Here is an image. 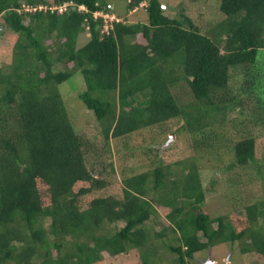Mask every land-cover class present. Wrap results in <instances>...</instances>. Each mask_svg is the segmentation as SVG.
Listing matches in <instances>:
<instances>
[{
    "label": "trees",
    "instance_id": "16d2710c",
    "mask_svg": "<svg viewBox=\"0 0 264 264\" xmlns=\"http://www.w3.org/2000/svg\"><path fill=\"white\" fill-rule=\"evenodd\" d=\"M216 2L203 30L161 0H128V12L145 3L137 22L107 0H0V264H103L129 251L163 264L162 248L173 264H204L197 255L237 242L264 257V196L214 217L216 182L201 176L210 154L228 172L253 165L264 183V0ZM6 31L16 39L3 60ZM74 77L96 138L76 131L61 94ZM239 116L247 125L228 142ZM154 129L147 168L120 169L112 140ZM171 134L193 154L162 147Z\"/></svg>",
    "mask_w": 264,
    "mask_h": 264
},
{
    "label": "rangeland",
    "instance_id": "374dc122",
    "mask_svg": "<svg viewBox=\"0 0 264 264\" xmlns=\"http://www.w3.org/2000/svg\"><path fill=\"white\" fill-rule=\"evenodd\" d=\"M111 5L114 13L120 18L128 17L130 21H147L148 12L145 10V3H143L139 8L128 12L127 7L128 0H107ZM165 4V12L170 15L179 13L181 8H184L187 13H190L193 16V19L196 23H199L200 27L205 30L207 21L212 19H218L220 17L219 5H217L216 0H161ZM218 6V7H217ZM219 9V10H218ZM113 14V13H112ZM112 17V16H111ZM5 29V25L2 27ZM4 37H2L3 45L5 52L3 53V60L11 58L10 53L12 52V44L15 42L16 35L6 31L4 32ZM89 39V34L84 33L80 37L79 44H84ZM237 77L235 81H237ZM85 87L83 78L74 77L71 80L64 82L60 85V91L68 104V108L73 118L75 128L77 132L87 134L90 138H96L99 134V126L95 120L94 112L85 108L83 102L79 99V92ZM245 116H239L238 118L232 119L225 126L226 135L230 136L227 139L228 142L234 143L233 139L240 134V129L245 127ZM234 120V121H233ZM264 130V129H263ZM262 130V131H263ZM260 131V128H259ZM152 133H156V130H149L142 133H134L128 136L126 139H113V159L116 165L121 169L125 166V170L131 172V169L134 166H137L140 163H143V168H147V155L143 152L145 148L142 146L150 144L153 142ZM232 139V140H231ZM176 136L171 134L161 144L162 147H167L172 143H175L174 156L179 154L181 151L184 155H192L193 151L191 149V144H186V140L179 142L176 141ZM99 141V140H98ZM101 144L100 142H98ZM159 141V140H155ZM156 143V142H154ZM158 143V142H157ZM139 146V147H138ZM127 147V149H126ZM131 149L129 150V148ZM264 148V139L259 140V148L261 150ZM180 150V151H179ZM227 155L224 157V162L227 164L233 160V152L231 149H227ZM210 160L201 162L204 166L201 168V176L203 180V185L209 186L213 181V189L210 193L207 194V205L210 209L212 216H218L221 214L228 213L230 210L239 207L248 202H254L257 199L264 196V183L262 179L256 174L253 165L251 167H240L234 169L231 172L226 171L223 168L225 165L222 161H217L210 156ZM173 159V158H172ZM206 159V158H205ZM223 159V157H222ZM171 160V159H167ZM138 167V166H137ZM233 178L235 181H232ZM161 254L158 255L159 261H162L163 264H173L170 262L173 253L170 250L165 248L161 249ZM197 255V258L205 264V260L209 255L207 253ZM163 254V258L160 257ZM230 254L229 264H264V257L259 254H242L240 248L238 247V242L236 244L229 245L217 244L211 248L212 257L222 264L225 258ZM137 259V253L127 252L125 254L118 255L116 257H108L106 262L103 264H135Z\"/></svg>",
    "mask_w": 264,
    "mask_h": 264
},
{
    "label": "water",
    "instance_id": "95a60500",
    "mask_svg": "<svg viewBox=\"0 0 264 264\" xmlns=\"http://www.w3.org/2000/svg\"><path fill=\"white\" fill-rule=\"evenodd\" d=\"M165 7V4H164ZM230 261V254L225 258L222 264H229ZM206 264H219L215 259H213L211 256L208 257L206 260Z\"/></svg>",
    "mask_w": 264,
    "mask_h": 264
},
{
    "label": "clouds",
    "instance_id": "9594fccd",
    "mask_svg": "<svg viewBox=\"0 0 264 264\" xmlns=\"http://www.w3.org/2000/svg\"><path fill=\"white\" fill-rule=\"evenodd\" d=\"M136 9H137V8H136ZM208 254H209V255L207 256L206 260L208 259L209 256L212 257V255H211V248L208 250ZM212 258H213V257H212ZM213 259H214V258H213ZM206 260H205V264H206ZM216 261H217V260H216ZM217 262H218V261H217ZM218 263H219V262H218Z\"/></svg>",
    "mask_w": 264,
    "mask_h": 264
}]
</instances>
